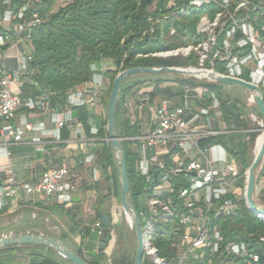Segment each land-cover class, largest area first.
Instances as JSON below:
<instances>
[{"label": "built area", "instance_id": "1", "mask_svg": "<svg viewBox=\"0 0 264 264\" xmlns=\"http://www.w3.org/2000/svg\"><path fill=\"white\" fill-rule=\"evenodd\" d=\"M21 2L17 5L13 0H0V171L7 173L0 184V210L5 200L20 193L69 208L78 190L69 180V169L50 166L32 181H18L11 164L10 147L21 144L31 133L49 135L59 141L63 127L72 128L77 139L87 140L73 112L77 107L96 103L97 88L103 80L99 76H103L97 65L92 64L91 80L82 89L67 94L63 109L53 106L50 93L24 98L14 93L12 71L5 66L6 51L20 41L27 43L29 49L34 29L44 20L39 10L29 12L30 0ZM149 11L150 25L143 35L153 34L164 23L169 24V34L175 35L174 22L195 15L196 42L173 48L164 46L137 57L190 60L194 64L169 67L185 71L181 78L198 82L183 89L180 101L161 93L149 100L153 89L176 88L175 82L146 83L126 99L127 108L134 112L129 117L132 123L142 116L146 106L153 108L144 117L145 130L138 129L134 135L123 138L135 146L136 168L144 182L134 204L131 203L141 222L142 262L149 259L150 264H257L258 254L249 252L245 242L224 243L220 231V222L233 218L238 201L245 202L247 169L242 173L229 148L218 138L247 130L226 125L221 102L208 88L209 84L218 83L208 74L247 81L264 89V0H164L163 4L154 0ZM31 59L27 51L23 69ZM101 68L105 69L102 62ZM250 92H246L242 102L250 106L248 116L256 122L259 117L254 94L252 97ZM145 94L147 98L141 97L139 101L137 96ZM21 107L34 111L36 118L17 117ZM43 115L47 116L46 122L40 119ZM96 132L97 127L92 125L91 133ZM33 140L38 142L40 138ZM126 221L134 231L133 218L127 216ZM155 224L161 225L157 227L158 234L168 242L173 257L159 255L154 241ZM100 227L97 221L91 231L103 234ZM260 240L264 241V237Z\"/></svg>", "mask_w": 264, "mask_h": 264}, {"label": "trees", "instance_id": "2", "mask_svg": "<svg viewBox=\"0 0 264 264\" xmlns=\"http://www.w3.org/2000/svg\"><path fill=\"white\" fill-rule=\"evenodd\" d=\"M13 1L17 5L22 3L21 0ZM153 1L73 0L57 11L50 12L53 0H30L32 5L29 12L34 9L39 10L43 14L44 20L34 29L29 43L28 51L32 55L30 67L34 72L28 85L31 92L26 96L35 97L45 92L50 93L53 106L57 109H63L67 94L73 90L82 89L85 83L91 80L94 73L91 69L92 64H96L97 71L104 78L110 80L111 87L115 76L127 67L186 65L188 60L181 57H137V54L145 55L161 50L164 46L173 48L196 42L193 39L195 15L189 17L188 20H176L174 22L175 35L169 34L168 23H164L163 28H157L153 34L143 35L150 25L148 20L149 7ZM163 2L164 0H159L160 4ZM102 61H109L111 65L103 70L101 68ZM164 82L177 83L175 92L172 93L171 88H165L163 92L178 101L182 99V92L185 87L195 86L191 81L178 79L177 75L167 73L142 74L135 79L125 81L121 87L120 99L115 113L116 131L119 137L130 136L135 128L126 114V99L129 94L133 90L137 91L142 87V84L157 85ZM225 86L224 84H209L208 88L216 94L221 102V112L226 125L230 128L247 130V132L237 133L236 135L241 137L240 140L234 142H229L226 137L218 139L228 146L240 164L243 173L252 161L248 155V143L254 144L259 126L248 116L250 106L242 103L237 97L230 96L226 92ZM158 93H160V89H153L149 93V100L152 101ZM224 105L232 106L238 112V116L231 115ZM241 109L246 110V112H241ZM75 111L77 112L75 117L83 126L86 137L98 139L96 142L98 145L94 151L97 154V161L101 170L99 192H102V188H109L110 185L114 196L119 199L120 185L117 178V163L110 143L106 140V122H92L91 104L77 107ZM92 125L97 127L96 133H91ZM72 135V128L63 127L61 129L62 138L68 139ZM121 145L129 179V200L134 204L135 196L144 187L143 176L137 172L138 155L133 149L134 147L129 148L124 140L121 141ZM261 174L263 177L264 167ZM259 194L264 200V188L260 189ZM97 221H99L98 215L90 223L93 224ZM111 226L104 227L107 231L104 233L105 237H109L108 233ZM220 231L224 236V243L229 241L245 242L249 252L258 254L257 264H264V241L260 240L261 237H264V220L251 212L244 200L238 201L237 211L231 220L220 222ZM90 232V227L83 230L82 241ZM156 245L160 256H174L165 239H161ZM81 246L82 243L75 250L88 264H106L104 262L107 261V256L104 252L97 253L95 256L86 255ZM15 253L25 254L29 264L31 261H36L38 264H71L61 256L56 255L54 250L39 245L20 247L13 245L0 248V259L5 257V260L12 261ZM131 255L121 252L109 264H133L134 255L132 257ZM150 263L149 259L142 262V264ZM193 264L200 263L194 262Z\"/></svg>", "mask_w": 264, "mask_h": 264}, {"label": "crops", "instance_id": "3", "mask_svg": "<svg viewBox=\"0 0 264 264\" xmlns=\"http://www.w3.org/2000/svg\"><path fill=\"white\" fill-rule=\"evenodd\" d=\"M27 51V43L20 41L17 46L7 49L5 57V66L12 71V90L21 98L27 97L26 95L31 92L28 89L29 66L27 64L25 69L22 68V61ZM91 107H93L91 120L99 123V97ZM20 115L32 120L36 118L34 111L24 107L18 110L17 117ZM40 119L46 122L47 116H40ZM34 138L40 140L37 142L33 140ZM97 141L98 139L89 138L84 141L79 140L74 134L68 139L62 138L58 141L49 135L40 136L38 133H31L21 144L11 146V164L18 181H32L50 166H65L69 169V180L76 184L78 190L73 196L72 206L66 208L73 216L68 215L65 208L56 206L44 198L20 193L13 199H8L0 210V237L13 234H39L54 236L73 250L81 243L83 247L88 237L82 241L83 230L86 227L91 229L94 223L91 224L90 221L96 215L99 218V212L110 215L111 210V205L106 210L108 199L99 202V164L94 151L98 145ZM89 157L90 160H87ZM0 176L2 182L7 176L6 171L1 170ZM87 197H90L89 203ZM25 245L33 246V244ZM4 260L5 257L1 258L0 264L7 261ZM11 262L29 264L25 254L22 253H15Z\"/></svg>", "mask_w": 264, "mask_h": 264}, {"label": "water", "instance_id": "4", "mask_svg": "<svg viewBox=\"0 0 264 264\" xmlns=\"http://www.w3.org/2000/svg\"><path fill=\"white\" fill-rule=\"evenodd\" d=\"M167 73L172 75H185V71L169 67L161 66L158 68L145 67V66H133L127 67L121 70L113 79L110 96L107 101V118H106V140L110 143L112 153L117 163L118 182L120 185V205L123 217H132L134 220V233L136 237V249L134 254L133 264H142L143 258V237L141 230V222L137 213L135 212L133 205L129 200V179L127 173V166L125 161L124 152L122 150L121 141L123 138L117 135L116 131V119L115 113L117 104L120 99L122 84L132 75L137 74H161ZM209 77L213 78L218 84H224L227 86H234L251 91L254 93L255 106L259 113L263 124H264V100L263 90L247 81L234 79L226 76H214L212 73L208 74ZM229 113L235 117L238 116V112L230 105H224ZM73 115L76 116L77 112L74 111ZM264 159V140L259 148L257 154L254 155L251 164L246 171V193H245V204L247 208L256 214L259 218L260 215L264 214V206L260 207L255 202V187H256V175L254 173L255 168ZM99 221L103 227H109L111 225V216L107 213L99 212ZM107 237L103 234H99L98 230H93L88 235L85 244L82 249L86 255L95 256L97 253L104 252L107 247ZM25 244H33L44 246L54 250L59 256L67 260L71 264H88L86 260L78 254L75 250L67 246L61 240L54 236H43L39 234H13L4 235L0 237V248L4 246H20ZM31 264H38L36 261H31Z\"/></svg>", "mask_w": 264, "mask_h": 264}, {"label": "rangeland", "instance_id": "5", "mask_svg": "<svg viewBox=\"0 0 264 264\" xmlns=\"http://www.w3.org/2000/svg\"><path fill=\"white\" fill-rule=\"evenodd\" d=\"M73 0H53V3H52V5H51V7H50V12H55V11H57L60 7H63V6H65V5H67V4H69V3H71ZM32 61V59L28 62V64H29V69H30V73H29V78H30V82H31V76H32V74H33V69L30 67V62ZM187 64H194V62H191L190 60L188 61V63ZM186 64V65H187ZM102 65H103V67L104 68H106V67H108V66H110L111 65V63L109 62V61H102ZM142 74H137V75H132V76H130L127 80H131V79H135V78H137L138 76H141ZM103 76V75H102ZM177 78L178 79H185V80H188V81H191L193 84H197V82L198 81H196V80H194V79H187V78H181L180 77V75H177ZM99 79H103L102 80V86H99L97 89H98V95H99V122L101 121V122H106V118H107V101H108V98H109V96H110V91H111V86H110V80L108 79V78H104V76L101 78V76H99ZM126 80V81H127ZM200 83V82H199ZM142 87L143 86H145V85H141ZM137 89V88H136ZM225 89H226V92L230 95V96H233V97H237L241 102L243 101L244 102V98L246 97V90H244V89H242V88H239V87H233V86H225ZM159 90V89H158ZM171 92L173 93V92H175V88H172L171 89ZM160 93L161 94H164V95H166L164 92H163V89H160ZM144 98V99H146L147 98V95L145 94L144 96H137V98H140V100L139 101H141L142 100V98ZM135 100V99H134ZM242 102V103H243ZM92 108L93 107H91V110H92ZM93 111V110H92ZM133 111H135V109H134V107H133ZM153 112V108L152 107H145L144 109H143V111H142V116H140V117H138L136 120H135V122H130L135 128H134V130L131 132V135H134L135 133H136V131L138 130V129H140V130H145V126H146V119L144 118L145 117V115L147 114V113H152ZM241 112H246V110H243V109H241ZM133 113L134 112H131L130 111V109L129 108H126V114H127V116L128 117H130V115L131 116H133ZM259 114V113H258ZM221 115H222V112H221ZM258 117H259V119L258 120H256V123L258 124V129H257V136L259 135V133H260V130H261V121H262V119H261V117H260V115H258ZM254 122V121H253ZM136 129V130H135ZM130 135V136H131ZM241 136L240 135H236V134H234V135H230V136H227L226 138H228V140H229V142H234V141H237V140H240L239 138H240ZM257 138V137H256ZM255 138V139H256ZM124 141H126L127 142V145L129 146V148H132V147H135L134 145H133V143H131V142H129V141H127V140H124ZM256 141V140H255ZM231 144V143H230ZM254 145H255V142H254V144L253 145H251V144H249L248 143V155H249V158H251V159H253V157H254V154H253V149H254ZM227 146V145H226ZM228 147V146H227ZM134 149V148H133ZM135 150V149H134ZM136 151V150H135ZM232 157L234 158V159H236L235 158V156L232 154ZM238 166L241 168V166H240V164H238ZM263 167H264V159H263V161L260 163V165L257 167V169H256V192H255V202L257 203V204H259L260 206H264V200H262V198H261V196H260V194H259V191H260V189H263L264 188V176L262 177V174H261V172H262V169H263ZM242 169V168H241ZM101 178V170H100V168H99V179ZM117 178H118V173H117ZM83 187V186H82ZM106 189H101L102 190V192L100 191L99 192V200H102L103 198H105V196H106V198H105V200H107L108 199V204H107V207H106V210H108L109 209V207H110V205H111V203H114L116 206H119L120 207V198L118 199L117 197H115L114 196V194H113V192H112V188H111V186L109 185V188H107V187H105ZM86 200H87V202L89 203V201H90V197H87L86 198ZM5 201H7V200H5ZM56 205V204H55ZM56 206H58V205H56ZM59 207H61V208H65L64 206H59ZM65 210H66V213L68 214V215H71L70 214V212L65 208ZM121 210V209H120ZM138 212H139V216H140V218L143 220L144 219V217H143V215L140 213V210L138 209L137 210ZM71 216H73V215H71ZM44 220V219H43ZM121 221H122V226H123V229L124 230H126L127 232H129V235H130V237H131V231H130V229L128 228V225H127V221H126V218L125 217H122V219H121ZM161 225L160 224H155V233H154V241L156 242V243H158V242H160V240L161 239H163L162 238V236H160L159 234H158V228L160 227ZM158 227V228H157ZM133 239L131 238L130 239V241L129 242H123L122 240H118L117 241V245H116V248L114 249L116 252H114L112 255L113 256H119L120 254H121V252L123 253V252H126L127 254H133V253H129L130 252V249L132 248V246H133ZM126 248V249H125ZM119 250H120V252H119ZM128 250V251H127ZM134 254H135V251H134ZM57 255V254H56ZM133 255H131V257H132ZM10 262V264H12V262L11 261H5V262H3V264H7V263H9Z\"/></svg>", "mask_w": 264, "mask_h": 264}, {"label": "flooded vegetation", "instance_id": "6", "mask_svg": "<svg viewBox=\"0 0 264 264\" xmlns=\"http://www.w3.org/2000/svg\"><path fill=\"white\" fill-rule=\"evenodd\" d=\"M121 209V205L116 206L114 203H111V210H110V216H112L111 218V228L110 231L108 233L109 237H107V247L104 250V253L107 256V261H105L104 263L109 264L112 263V261H114L115 256H113L112 254L114 252H116L114 249L116 248V243L118 240H122L123 242H129L130 239L132 238L133 241V246L130 249L129 253H133L134 255V251L136 249V237H135V233L134 231H131V237L129 235V232H127L126 230L123 229L122 226V210ZM101 231L103 233V236L105 237V232L107 233V231H105V228L101 225ZM118 246V245H117ZM126 249V248H125ZM83 251V250H82ZM128 251V250H127ZM120 252V250H119ZM85 253V252H84Z\"/></svg>", "mask_w": 264, "mask_h": 264}, {"label": "bare ground", "instance_id": "7", "mask_svg": "<svg viewBox=\"0 0 264 264\" xmlns=\"http://www.w3.org/2000/svg\"><path fill=\"white\" fill-rule=\"evenodd\" d=\"M248 92H250V91H248ZM250 93H252L251 95H252V97H253V92H250ZM248 94V93H247ZM256 141H255V145H254V149H253V154L255 155V154H257V152L259 151V148H260V146H261V144H262V142H263V140H264V124H263V121H261V130H260V133H259V135L257 136V138L255 139ZM260 165V164H259ZM258 165V166H259ZM257 166V167H258ZM257 167L255 168V170H254V173H255V175H257L256 174V169H257ZM258 206H260L259 204H257ZM260 207H263V206H260ZM262 218H264V214H261L260 215Z\"/></svg>", "mask_w": 264, "mask_h": 264}]
</instances>
